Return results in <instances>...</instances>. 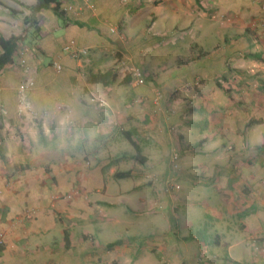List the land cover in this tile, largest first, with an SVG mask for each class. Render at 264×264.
Instances as JSON below:
<instances>
[{"label": "rangeland", "instance_id": "rangeland-1", "mask_svg": "<svg viewBox=\"0 0 264 264\" xmlns=\"http://www.w3.org/2000/svg\"><path fill=\"white\" fill-rule=\"evenodd\" d=\"M121 1L133 12H123L119 22L113 16L103 17V13L96 19L114 41L99 53L107 57V65L98 70H76L79 78L75 86L82 89L90 84L92 71H118V81L109 86L108 95L89 93L87 103L106 110L122 134L114 149L108 147L112 155L107 156L113 160L104 161L101 192L91 191V187L77 192L70 188V222L64 221L70 232V264H230L228 245L235 240L228 237H245L239 217L246 208L244 201L255 199L256 190L264 186V163H248V157L241 160L238 155L243 148L242 136L249 130L247 122L264 118V62L252 57L264 53V27L259 23L264 17L263 0H186V5L174 12L168 10V0H145L140 9L132 5L141 0ZM0 2L21 12L24 7L20 3L37 4V0ZM87 4L90 13H99L92 0ZM214 5L216 11L210 10ZM228 9L233 11L231 15L226 14ZM3 10L4 23H10L0 25V35L20 37V47L4 70L8 85H0V91L5 88L16 97L26 96L32 89L21 93L19 85L31 77L30 68L40 65L34 60L41 54L37 44L40 33L35 26L24 29L22 14L14 17ZM46 12L53 13L41 12V24L47 31L51 24L47 25ZM53 17L62 25L63 20ZM73 45L75 51L85 53L60 49L54 55L42 56L41 65L52 77L63 73V65L56 73L51 63L62 62L65 54L71 61L88 59L87 49ZM21 57H25L23 65ZM131 66H140L146 73L143 85L133 80L125 83ZM32 78L34 88L43 86L37 85L36 76ZM48 87L54 89L53 85ZM66 88L70 93V86ZM155 95H161L158 102ZM56 102L62 103L61 99ZM120 119L127 122L122 125ZM128 123L139 132L133 138L139 145L144 142L145 129L167 126V134H158L143 147L150 163L140 164L133 158L137 152L123 133ZM259 130L264 134V125ZM249 134L253 154L260 138L251 130ZM203 137L213 142L208 152L223 150L217 153L226 159L202 155ZM60 142L58 136L57 145ZM148 164L156 168L149 171ZM125 171L131 176H116ZM58 225L60 231L64 226ZM118 239L122 240L120 245L107 246Z\"/></svg>", "mask_w": 264, "mask_h": 264}, {"label": "crops", "instance_id": "crops-1", "mask_svg": "<svg viewBox=\"0 0 264 264\" xmlns=\"http://www.w3.org/2000/svg\"><path fill=\"white\" fill-rule=\"evenodd\" d=\"M88 1L60 0L65 15L59 17L51 10L50 12L63 20L62 25L46 12V22L50 21L47 25L51 24V28L46 31V25L44 27L40 23L41 27L38 26L40 35L37 44L41 54L34 60L40 65L30 68L29 76L31 78L36 76L37 85L43 84V86L35 87L26 96L16 97V94L13 95L9 89H5L8 85L4 81L7 73L4 74L5 68L0 69V85L5 86L0 91V232L3 235L0 244L3 246L0 252V264H70V232L66 229L67 226H64L65 220H68L67 223L70 222V188L77 192L82 191V187L89 189L91 187V191L101 192L99 188L104 183L105 176L104 161L113 160L107 156V154L112 155L108 147L114 149L116 138L122 134L121 129L114 126V119L106 113V110L89 106L87 103L89 93L107 96V89L109 91L110 87L88 84L82 89L81 85L75 86V81L79 78L76 75L77 67L104 69L103 66L109 61L107 57L99 56V53L109 46V42L114 41L110 39L113 38L112 36L106 35L101 22H97L98 15L103 13V17L113 16L117 19L115 21H118L123 12L130 14L133 10L129 4L124 5L121 0H92L99 11L96 15L88 10ZM144 1L141 0L132 6L140 9ZM168 2V10L171 9L169 10L171 12L186 5V0H168ZM226 6L230 8L231 4ZM215 7L216 5L210 10H215ZM43 10L49 11V9ZM229 10L227 15L233 12ZM1 12L5 13L0 6ZM7 14L9 15L8 12ZM4 21L5 18L0 15V25H9V21L6 23ZM91 21L93 24L90 23ZM70 40H74L77 47L87 49L89 57L86 61L82 59L71 61V57L65 54L61 62L63 73L52 77L45 66L41 65V58L45 54L54 55L60 49H64ZM144 43L146 40L142 38V44ZM260 55L264 59V53L260 52ZM23 59L25 61V57H21L19 62ZM37 70L38 74H36ZM45 82H50L49 85H53L54 89L50 90L49 85H44ZM68 86L70 93H67ZM59 99L62 101L61 104L56 102ZM19 100H24V104L19 103ZM86 105L89 107L84 110ZM261 110V113H264V105ZM260 120L261 123L248 127L246 136L245 134L242 136L245 143L243 142L242 151L238 155H241V160L248 157V163H251L250 160H254V163L256 160L264 163V134L259 130V127L264 125V118ZM119 122L124 125L123 123L127 121L120 119ZM152 125L153 123L150 127ZM126 126L125 131L131 132L132 138L135 134H139L130 123ZM166 129L167 126H158L157 129L143 131L144 142L140 145H142V154L146 158L145 164L150 163L151 157L144 154L143 147L151 144L153 139L156 140L158 134H167ZM250 130L252 135L260 138L257 151L253 154L250 152L252 145L248 142ZM58 136L61 138L59 145H57ZM207 138H202V146L204 144L205 148L200 153L209 158L216 154L213 159L225 160L223 154L217 153L223 150L208 152V145L212 146L213 142H209L210 139ZM69 141L70 144L67 143ZM53 143L56 147L50 148ZM69 145L70 149L67 147ZM80 159L85 162L81 163ZM244 164L246 166L247 163ZM147 167L149 171L156 168L151 164ZM128 173L131 176L132 173ZM215 174L218 176L219 173ZM262 197H264V186L256 190L255 199L244 201L246 208L241 211L242 216L237 213L241 219V226L246 229V235L241 239L237 236L228 237L230 240H235L228 245L230 264H264V199ZM28 212L30 214H27ZM58 224L64 226L60 231ZM84 240L86 241L87 237L84 236Z\"/></svg>", "mask_w": 264, "mask_h": 264}, {"label": "trees", "instance_id": "trees-1", "mask_svg": "<svg viewBox=\"0 0 264 264\" xmlns=\"http://www.w3.org/2000/svg\"><path fill=\"white\" fill-rule=\"evenodd\" d=\"M24 7V11H18L14 8L6 7L2 2H0V6L5 8L8 13L11 16H18L19 14L23 15V26L24 28L27 27H33L35 26L36 30L38 31V34L40 33V30H38V26L43 19V16L41 15L40 11L43 9H49L52 12H54L57 16L63 17L65 15V11L62 9L60 0H37V4L35 5H26L23 3H20ZM19 47H20V37L12 35L10 37H4L0 35V69L6 68L13 60V58L18 55L19 53ZM252 57L255 60L263 61L264 59L261 57L260 54H253ZM264 62V61H263ZM140 68V66H139ZM141 69V68H140ZM145 80H147V75L144 73ZM132 80L131 76L129 75L125 79V83H128ZM118 81V71L114 68L108 69L105 71H96L89 75L88 82L90 84H99L103 87H109L117 83ZM220 86V85H219ZM261 123L260 119L250 120L246 124V128L252 126L253 124ZM125 138L127 141L133 146V148L136 150L137 154L133 156L140 164L145 163L146 158L141 155V147L139 143H137L136 140L132 138L131 132L123 131ZM118 178H127L130 176V173L124 172V173H117L116 175ZM67 239V232L65 234ZM191 238L190 236L187 237V239ZM122 243L121 239L115 240L111 243H108L107 246L109 248H112L115 245H120ZM3 248L2 245H0V252ZM238 264V263H234Z\"/></svg>", "mask_w": 264, "mask_h": 264}, {"label": "built area", "instance_id": "built-area-1", "mask_svg": "<svg viewBox=\"0 0 264 264\" xmlns=\"http://www.w3.org/2000/svg\"><path fill=\"white\" fill-rule=\"evenodd\" d=\"M92 7V6H91ZM261 7L262 9L264 10V0L261 2ZM260 25L262 27H264V17L262 19H260ZM112 31H114V29H112ZM74 41H70L65 47H64V50L66 51V53H71V54H77V53H85L84 50H78V51H75V48H74ZM25 63L24 59L21 60L20 64L23 65ZM51 66L53 68V70L56 72V73H60L61 70H62V64L60 61H53L51 63ZM128 71H129V74L132 78V80L134 81V84L136 85H143L145 83V77H144V74L143 72L141 71V69L139 67H130L128 68ZM34 88V80L29 77L27 78L23 83H21L19 85V91L21 93H24L25 91L27 90H30V89H33ZM161 98V95H155V98L154 100L156 102H158V100ZM92 101H94V99H92ZM101 106L103 104H100ZM2 233H0V244H2Z\"/></svg>", "mask_w": 264, "mask_h": 264}]
</instances>
